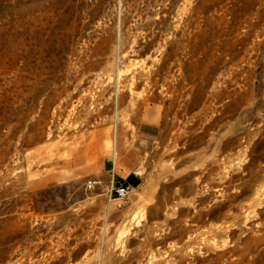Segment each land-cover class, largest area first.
Masks as SVG:
<instances>
[{
    "label": "rangeland",
    "instance_id": "rangeland-1",
    "mask_svg": "<svg viewBox=\"0 0 264 264\" xmlns=\"http://www.w3.org/2000/svg\"><path fill=\"white\" fill-rule=\"evenodd\" d=\"M0 264H264V0H0Z\"/></svg>",
    "mask_w": 264,
    "mask_h": 264
},
{
    "label": "crops",
    "instance_id": "crops-1",
    "mask_svg": "<svg viewBox=\"0 0 264 264\" xmlns=\"http://www.w3.org/2000/svg\"><path fill=\"white\" fill-rule=\"evenodd\" d=\"M141 163L142 155L134 148L116 155L113 152L108 153L103 157L98 169L99 184L108 189L110 183L123 182L131 189H135L141 183V176L137 173Z\"/></svg>",
    "mask_w": 264,
    "mask_h": 264
},
{
    "label": "built area",
    "instance_id": "built-area-1",
    "mask_svg": "<svg viewBox=\"0 0 264 264\" xmlns=\"http://www.w3.org/2000/svg\"><path fill=\"white\" fill-rule=\"evenodd\" d=\"M99 185V181L96 179H90L85 182V189L91 190L94 189L95 186ZM132 189L123 182H118L116 184L110 183L109 188L107 189L106 194L109 199H113L114 201H125L128 197L129 192Z\"/></svg>",
    "mask_w": 264,
    "mask_h": 264
},
{
    "label": "bare ground",
    "instance_id": "bare-ground-1",
    "mask_svg": "<svg viewBox=\"0 0 264 264\" xmlns=\"http://www.w3.org/2000/svg\"><path fill=\"white\" fill-rule=\"evenodd\" d=\"M114 141H115V139H114ZM114 143H115V142H114ZM113 153L116 155V152H115V151H113ZM116 158H117V157H116ZM137 173H138V172H137ZM132 191H134V189H132ZM135 196H136V195H135ZM135 196L131 197L133 201H135V200L137 199Z\"/></svg>",
    "mask_w": 264,
    "mask_h": 264
}]
</instances>
